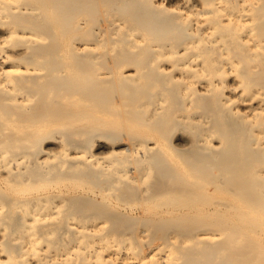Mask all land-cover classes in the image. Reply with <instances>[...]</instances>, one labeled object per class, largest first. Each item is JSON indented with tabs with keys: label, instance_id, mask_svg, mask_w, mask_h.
Instances as JSON below:
<instances>
[{
	"label": "bare ground",
	"instance_id": "obj_1",
	"mask_svg": "<svg viewBox=\"0 0 264 264\" xmlns=\"http://www.w3.org/2000/svg\"><path fill=\"white\" fill-rule=\"evenodd\" d=\"M0 264H264V0H0Z\"/></svg>",
	"mask_w": 264,
	"mask_h": 264
}]
</instances>
